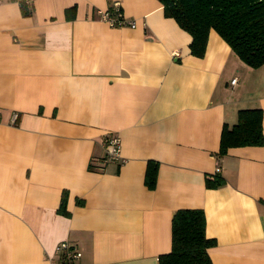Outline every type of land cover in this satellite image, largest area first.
I'll use <instances>...</instances> for the list:
<instances>
[{"label":"crops","instance_id":"1","mask_svg":"<svg viewBox=\"0 0 264 264\" xmlns=\"http://www.w3.org/2000/svg\"><path fill=\"white\" fill-rule=\"evenodd\" d=\"M113 3L134 26L101 18ZM190 41L159 0H0V264L65 240L75 264H158L181 208L204 211L212 264H264V143L218 153L240 109L264 134V64Z\"/></svg>","mask_w":264,"mask_h":264},{"label":"trees","instance_id":"2","mask_svg":"<svg viewBox=\"0 0 264 264\" xmlns=\"http://www.w3.org/2000/svg\"><path fill=\"white\" fill-rule=\"evenodd\" d=\"M165 15L173 17L191 35L190 51L203 55L207 37L215 30L248 66L264 64V0H159ZM22 5L27 3L20 1ZM262 110L240 109L232 126L223 124L219 154L229 147L264 143ZM146 181L153 185L155 169L148 168ZM222 182L219 176L208 185ZM213 243L205 235L201 208L178 209L172 218L171 248L158 257V264H212L207 249Z\"/></svg>","mask_w":264,"mask_h":264},{"label":"built area","instance_id":"3","mask_svg":"<svg viewBox=\"0 0 264 264\" xmlns=\"http://www.w3.org/2000/svg\"><path fill=\"white\" fill-rule=\"evenodd\" d=\"M25 3H29L31 0H19ZM101 18L108 22L111 25H122L128 24L130 26H134L133 20H125L119 5L117 3H113V5L100 11ZM179 53L174 51L173 56H178ZM237 78L234 77L231 80V84L236 82ZM104 146L106 155L103 159V162L121 160L120 157V138L117 134H109L104 138ZM100 168V166H99ZM216 172L220 171V167H216ZM55 251L59 255V259L57 261H51V264H75L78 258L81 256L80 251L76 248L74 244L69 241H61L55 246Z\"/></svg>","mask_w":264,"mask_h":264}]
</instances>
